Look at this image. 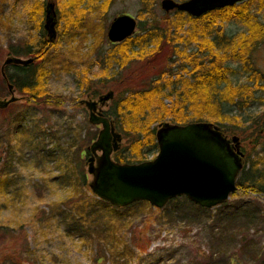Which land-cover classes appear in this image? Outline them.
<instances>
[{
	"label": "rangeland",
	"instance_id": "1",
	"mask_svg": "<svg viewBox=\"0 0 264 264\" xmlns=\"http://www.w3.org/2000/svg\"><path fill=\"white\" fill-rule=\"evenodd\" d=\"M161 1L0 0V100H8L12 96L7 89L9 82L1 76L2 64L7 58L14 57L9 54L11 47L22 46L25 42H30L32 46L35 42L41 44V24L48 42L46 53L53 55L44 62L49 70L46 87L53 96L59 97L56 105H33L12 86L14 96L19 100L0 109V171L5 169L16 185L7 190L0 188V264L10 254L20 256L22 264H27L28 260L25 259L34 260L36 264H229V258H235L237 264H264L261 255H257L259 250L264 252V195L259 193L235 191L227 200L226 208L215 206L208 211L192 206V202L183 196L157 209L149 203L136 205L122 219L123 224L108 223L111 214L106 215L108 213L103 209L99 226L104 229L111 227L110 230L115 228L118 239L122 240L116 251L106 240L80 237L75 233L67 235L60 215L53 210L69 195V187L57 181L61 174L60 167L70 162L75 149L85 145L88 150L101 129L89 123L86 103L94 102L97 112L101 111L109 117L122 137L117 152L126 153L131 163V159L137 158L133 151H142V147H136L132 137L135 128L141 125L157 130L160 123H170L169 118H159L156 99L150 108H142L140 115L143 124H139L134 115L121 124L110 114L114 100L121 91L127 90L124 95L128 97V93L149 85L154 76L167 67H170L167 69L171 72V86L176 85L180 92L184 89L185 83L182 82L191 81V65L178 57L168 60L165 53L167 45L151 59L142 60L140 57L129 60L127 64L122 60L115 62L109 53L114 45L108 41L107 29L119 15L129 14L137 21L135 35L141 32V26L145 29L149 27L152 17L157 20L159 29L168 26L169 22L173 25L174 10L166 13L160 8ZM174 1L180 3L185 0ZM35 3L38 9L31 19L28 11L33 9ZM48 3H54L56 12L57 35L53 41H49L44 30ZM77 6L84 13L77 18V28L72 31V26L65 27L58 17L60 12L61 15L67 13L68 7L74 10ZM252 7H258L256 1ZM250 12L253 15L259 13ZM166 17L171 20L162 21ZM260 19L263 18L260 16ZM217 23L216 28L226 35H248L249 27L235 19L223 23L218 20ZM182 28L183 35L191 30L187 23ZM66 31L68 33L63 36ZM71 34L74 36L70 37ZM179 46L182 52L184 44ZM154 47L153 43L146 49ZM193 47H197L195 43L186 45V54L192 53ZM134 51L138 52V48H134ZM251 57L254 66L264 75V42L257 45ZM18 58L30 59L25 56ZM7 68L5 72L13 74L14 68ZM229 68V79L234 84L254 87L240 63H230ZM260 86H264V80ZM175 97H163L162 102L170 107ZM255 98L247 108L239 110L227 105L223 111L240 115L245 120H259L264 113V91L258 89ZM205 118L208 123L218 126L226 139L237 137L242 153L246 147H252V129H243V124L238 128L231 122L216 124L214 122H219V119L208 115ZM120 125L124 127L122 132ZM125 132L128 136H125ZM87 152L83 171L90 190L92 175L87 171V159L93 155L96 166L100 162L101 151L92 152L89 149ZM156 153H146L145 157L152 160ZM131 154L134 155L132 158ZM244 159L245 155L243 163ZM82 191L87 192L85 188ZM122 244L129 247L127 256ZM3 264H10L9 260Z\"/></svg>",
	"mask_w": 264,
	"mask_h": 264
},
{
	"label": "trees",
	"instance_id": "2",
	"mask_svg": "<svg viewBox=\"0 0 264 264\" xmlns=\"http://www.w3.org/2000/svg\"><path fill=\"white\" fill-rule=\"evenodd\" d=\"M79 1L82 2V0ZM255 1L258 7L254 9L252 3ZM37 7V3H35L33 9L28 11L31 19L36 14ZM250 11L259 12L261 18L264 19V0H245L242 3L233 4V6L204 13L200 17L189 16L182 11L174 10V14H172V17L175 18L173 25L169 22L168 26L159 29L157 20L152 17L148 28L145 29L141 26L139 34H134L122 42H118V44H113L114 47L109 52L111 57L115 59V62L122 60L126 64L129 60L133 61L140 57L142 60L151 59V57L159 55L164 50V46L167 45L165 53L168 60H172V57H178L180 60L189 62L192 70V82L184 80L182 82L183 84L185 83L184 89L180 92L176 85L171 86V72H168L170 67H167L168 69L165 68L161 73L156 74L149 85L128 93V97L124 95L128 92L127 90L121 91L120 96L114 100L110 114L115 117L116 122L118 120L121 121V124H123V121L126 122V120L132 118V115L136 117L139 124H143L142 115H140L142 108H150L156 99L159 118H169L170 123H164L171 125H185L188 122L206 123L208 119L205 117L208 115L211 118L219 119V122H214L216 124L226 125L231 122L238 128L243 124V129H252L251 135L254 136V140L250 149L246 147V150H243L245 159L244 163L242 162L243 167L235 183L237 186L236 191H250L264 195V113L259 120H245L240 115H230L223 111V107L227 105H232L239 110L247 108L253 100H256L255 93L258 89L264 91V86H260V82L264 80V75L254 66L251 57L257 45L264 42V21L260 19V16L258 17L259 13L253 15ZM83 13L84 11L79 10L78 6L74 10L68 7L67 13L61 15L60 12L58 19L59 22H64L65 27L72 26L73 31L77 28V21L79 20L77 18L82 17ZM234 19L249 27L248 35L244 36L243 33H240L235 36H229L221 29L216 28L218 20L223 23L226 20ZM170 20L171 18L169 17L162 19V21ZM260 20L263 22H260ZM185 23L189 24L191 30L185 31V35H183L182 26ZM66 33L68 32L66 31L62 35L66 36ZM40 34L39 40L41 39L42 45L35 42L32 46L30 42H25L22 46L11 47L10 55L13 54L14 57L25 56L32 59V62L23 65H6L4 71L7 66H11V68H14V72L13 74L5 72V76L14 89L26 96L28 103L42 106L46 104L56 105L59 97L53 96L46 87L49 80V70L44 65V62L49 57H53V55L46 53L48 42L44 31H42V24L40 25ZM153 43L155 44L153 49H146ZM181 43L184 44L182 52L179 49ZM189 43H195L197 47L191 48L192 53L186 54L184 48ZM134 48H138V52L134 51ZM230 63H240L245 72L248 73L249 76L247 78L252 80L254 87L238 83L234 84L229 79L231 73ZM165 75H167L166 78H163ZM169 86L170 88L168 89L167 87ZM174 95L176 97L170 107L162 102L163 97L171 99ZM257 101H259V98ZM188 112L192 113V115ZM164 123H160L159 127L163 126ZM120 127L121 132L124 131L123 125H120ZM142 128L141 125L135 128L132 136L134 143L137 144L136 147H142V151L139 153L131 150L137 155V158L131 159L133 162L131 163L127 160L126 153L116 152L112 156L116 162L121 164L123 162L128 164L140 163L147 160V157H145L146 153L158 152L155 136L158 129L156 130L155 127L151 128V126H146L143 130ZM137 129L139 130L136 131ZM125 136H128L127 132H125ZM84 146L75 149L72 152L70 162L60 167L61 174L57 181L69 187V195L65 196L61 203L56 204L53 210L60 215L61 223L65 225V233L67 235L75 233L80 237H96L98 240H106L107 243L109 242L112 245L113 250L116 251L122 240L118 239V233L115 228L110 230L111 227L104 229L99 226L98 220L103 216L101 215L103 209L108 213L106 215L111 214L109 216L111 220H108V223L115 224V222H118L123 224L122 219L126 218L128 212L133 210L136 205H148V202H136V204L125 208H117L111 206L108 202L98 199L89 190L88 181H86L87 176L85 171H83V162L89 150V148L87 150ZM144 149L146 151L143 157ZM133 156L131 154L130 158ZM9 177L10 175L6 174L5 169L0 171V188L3 190L16 187L13 178ZM83 188L87 192H83ZM234 194L235 192L231 196ZM178 200H180L179 197L171 200V202ZM192 206L196 205L192 203ZM227 206L228 201L217 208H226ZM197 208L202 211H208L207 208ZM122 245H124L123 252L125 251L124 254L127 256L129 247L126 244ZM257 255H261L260 257L264 261V252L259 250ZM19 257L17 254H10V256L3 259L2 264L6 263L7 259L10 264H22V260ZM25 260H28L27 264H36L34 260ZM228 260L229 264H237L235 258H229Z\"/></svg>",
	"mask_w": 264,
	"mask_h": 264
},
{
	"label": "water",
	"instance_id": "3",
	"mask_svg": "<svg viewBox=\"0 0 264 264\" xmlns=\"http://www.w3.org/2000/svg\"><path fill=\"white\" fill-rule=\"evenodd\" d=\"M244 1L187 0L178 3L162 0L160 8L166 13L177 10L200 17L212 10ZM45 13L44 30L49 41H53L57 35L54 3L47 4ZM136 26V20L129 14L115 17L107 29L108 41L112 44L122 42L135 34ZM31 62L32 59L9 57L2 64L1 76L7 79L4 71L6 65ZM7 89L12 96L8 100H0V109L19 100L14 96L11 84H7ZM86 107L89 123L101 128L89 148L92 152L101 151L100 162L95 166L93 155L87 159V171L92 175L90 191L98 199L117 208L148 202L157 209L183 196L198 207L210 209L225 203L236 191L235 183L243 167L244 153L240 150L238 138L226 139L218 126L208 122L185 125L164 123L156 131L158 152L154 159L121 164L112 159V154L120 149L121 135L103 112H97L94 102L86 103Z\"/></svg>",
	"mask_w": 264,
	"mask_h": 264
},
{
	"label": "flooded vegetation",
	"instance_id": "4",
	"mask_svg": "<svg viewBox=\"0 0 264 264\" xmlns=\"http://www.w3.org/2000/svg\"><path fill=\"white\" fill-rule=\"evenodd\" d=\"M185 1H187V0H185ZM180 2H182V1H180ZM188 15V14H187ZM137 22V21H136Z\"/></svg>",
	"mask_w": 264,
	"mask_h": 264
},
{
	"label": "bare ground",
	"instance_id": "5",
	"mask_svg": "<svg viewBox=\"0 0 264 264\" xmlns=\"http://www.w3.org/2000/svg\"><path fill=\"white\" fill-rule=\"evenodd\" d=\"M113 155V154H112ZM113 159V158H112Z\"/></svg>",
	"mask_w": 264,
	"mask_h": 264
}]
</instances>
